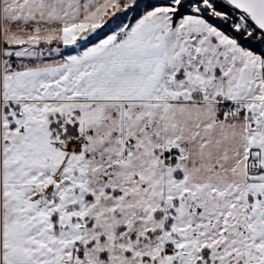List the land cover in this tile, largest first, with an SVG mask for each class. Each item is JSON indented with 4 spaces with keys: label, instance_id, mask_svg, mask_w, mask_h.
Instances as JSON below:
<instances>
[{
    "label": "snow or ice",
    "instance_id": "snow-or-ice-1",
    "mask_svg": "<svg viewBox=\"0 0 264 264\" xmlns=\"http://www.w3.org/2000/svg\"><path fill=\"white\" fill-rule=\"evenodd\" d=\"M0 264H264V0H0Z\"/></svg>",
    "mask_w": 264,
    "mask_h": 264
}]
</instances>
